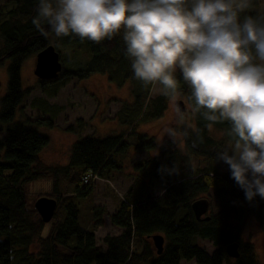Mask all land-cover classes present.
Returning a JSON list of instances; mask_svg holds the SVG:
<instances>
[{
	"label": "trees",
	"instance_id": "16d2710c",
	"mask_svg": "<svg viewBox=\"0 0 264 264\" xmlns=\"http://www.w3.org/2000/svg\"><path fill=\"white\" fill-rule=\"evenodd\" d=\"M9 1L13 2L9 9L3 10L0 6V63L5 58L11 60L7 92L0 101V264H181V261L191 260L197 264H261L254 245L242 240V225L233 224L231 220L241 221L245 215H252L264 227V199L256 196L247 200L244 191L230 177L229 166L216 158L217 152L231 142L227 135L228 122L209 129L208 122L198 113H194V128H181L185 147L190 156L214 160L219 166L193 170L191 162L181 160L180 172L167 178L164 191L142 201L135 199L141 178V174L137 175L125 199L109 217L112 225L121 231L106 234L102 243H98L95 230L104 224L105 208H91L93 220L88 228L80 220L81 209L74 200L93 190V179L85 182L84 176L91 174L110 181L109 170L121 168L116 156H124L130 146L126 139L128 134L136 132L133 129L137 124L161 117L168 108L169 98L162 93L151 98L153 84L145 87L134 78L131 61L125 56L122 32L97 44L75 36L58 39L45 26L49 31L45 38L32 23L37 15L38 0ZM244 15L264 16V11L259 14L246 10L241 18ZM51 44L59 52L63 67L54 79L38 78L43 90L50 86V93L55 94L71 78L82 79L100 72L120 87L129 81L131 94L130 101L117 99L121 106L114 116L119 124L128 126V132L103 137L93 133L83 135L86 127L81 124L84 120L78 118L75 125L67 127L78 137L72 144L69 162L58 166L45 164L40 158L41 150L48 144V136L42 135L36 124L52 126L51 119L13 122L18 107L29 93L21 84L22 64ZM67 50L70 51L67 59L74 65L64 63L61 54ZM80 52L85 62L78 58ZM175 75L179 81L178 93L193 107L190 88L179 70ZM214 129L222 132L221 138L213 134ZM155 146V141L148 138L144 146L135 143L134 147L137 152ZM171 152L172 149L163 146L153 159L135 163V166L144 172L152 164V173L158 177ZM59 179L66 185L73 183L76 188L71 192L58 190ZM36 180H52L55 185L47 196L57 199V208L47 223L26 192V185ZM210 191L218 198L217 211L207 214L208 219H198L192 204ZM47 224L50 230L43 236ZM154 234H162L165 238L160 254L151 240ZM199 238L210 241L215 249L208 252L202 248L197 242ZM233 242L239 244L238 258L230 257L226 250Z\"/></svg>",
	"mask_w": 264,
	"mask_h": 264
},
{
	"label": "clouds",
	"instance_id": "9594fccd",
	"mask_svg": "<svg viewBox=\"0 0 264 264\" xmlns=\"http://www.w3.org/2000/svg\"><path fill=\"white\" fill-rule=\"evenodd\" d=\"M250 6L251 0H38L32 23L45 38L50 30L58 39L97 44L122 32L134 78L145 87L159 83L172 102L179 70L192 112L209 129L230 125L231 143L216 158L251 201L264 199V16L241 18Z\"/></svg>",
	"mask_w": 264,
	"mask_h": 264
},
{
	"label": "rangeland",
	"instance_id": "374dc122",
	"mask_svg": "<svg viewBox=\"0 0 264 264\" xmlns=\"http://www.w3.org/2000/svg\"><path fill=\"white\" fill-rule=\"evenodd\" d=\"M0 6L3 10H7L13 6V2L0 0ZM247 11L261 14L264 11V0H251V6ZM67 53L70 54V51L61 54L65 59V65H74L67 59L70 58ZM81 54L84 55L80 52L78 58L85 62L86 59ZM87 56L88 54L85 55L88 59ZM10 61L9 58H5L0 63V101L7 92ZM35 65L36 55H31L22 64L21 84L23 89L29 90V93L18 107L13 122L29 123L35 122L38 118H49L53 121L52 126L36 124L38 131L42 135L48 136V144L40 152V158L45 164L55 166L67 164L72 142L78 138L77 134L68 131L67 127L75 125L78 118L84 120L81 124V126L86 127L82 133L83 135L93 133L95 136L103 137L129 131L128 126L119 124L114 119L117 110L121 106L117 99L131 100L129 81L120 87L111 83L106 74L96 72L82 79L71 78L55 94H51L52 87L47 86L46 90L39 87L38 77L34 73ZM162 89V85L153 83L150 97L153 98L161 94ZM180 101L183 102L184 110L180 107ZM191 109L189 101L178 93L175 102L168 100V108L161 117L137 124L133 129L136 132L128 134L126 139L130 141V146L124 156H116L121 168L119 170H109L108 177L111 176L110 181L96 178V176L92 177L91 174L87 175L89 178L87 182L91 178L93 179V190L87 195L74 198L79 203L81 209L80 220L85 227L91 228L92 226L93 214L91 208L93 206L103 207L108 212L117 200L125 199L124 196H126L129 186L139 174H141V178L137 185L135 199L142 201L149 195H159L164 191L167 178L180 172L181 165H183L181 160L187 163L191 162L193 170L219 166L214 160L195 155L190 156L185 147L181 128L183 126L195 127V117ZM77 127H80V124ZM169 131L175 132L176 139L167 134ZM135 133L136 135L133 136ZM142 134L146 138L140 137ZM213 134L216 137H222V132L218 129H214ZM148 138L155 141V148L143 149L141 152L136 153L135 143L144 146V142ZM230 143L228 142V144ZM163 146L172 149V152L167 155V160L163 163L158 177L152 173V164L148 165L147 170L144 172H140L136 168L135 163H144L148 159H153L159 154ZM57 182L58 190L64 189L71 192L76 188L73 183L66 185L60 179ZM54 188L55 185L52 180H36L26 185V192L29 201L34 203L39 195L47 196L53 192ZM199 198H207L210 201V208L206 214L217 211L215 205L218 198L213 191L200 195ZM103 216L105 218L107 215ZM231 222L242 225V240L254 245L257 259L261 264H264V227L261 223L252 215H245L241 221L232 219ZM110 224L112 223L108 219L107 223L95 230L99 244L102 243V239L106 234L114 233L115 229ZM49 230L50 224H47L44 227L43 236H46ZM197 242L208 252L215 249V246L206 239L199 238ZM155 249L157 248L155 247ZM181 264L197 263L191 260L182 261Z\"/></svg>",
	"mask_w": 264,
	"mask_h": 264
},
{
	"label": "water",
	"instance_id": "95a60500",
	"mask_svg": "<svg viewBox=\"0 0 264 264\" xmlns=\"http://www.w3.org/2000/svg\"><path fill=\"white\" fill-rule=\"evenodd\" d=\"M62 62L60 60V54L56 50L54 45H48L36 55V65L34 69L35 75L39 79L51 80L56 78L62 70ZM180 107L184 110L183 102L180 101ZM34 206L40 214L42 220L47 223L55 215L57 208V199L49 196H40L34 202ZM194 213L198 219H208L206 214L209 211V200L207 198H199L192 204ZM206 214V215H205ZM152 240L157 253H162L164 249L165 238L162 234L152 235ZM227 253L230 257L238 258L240 256L239 244L237 242L230 243L226 247Z\"/></svg>",
	"mask_w": 264,
	"mask_h": 264
},
{
	"label": "crops",
	"instance_id": "0c3cea01",
	"mask_svg": "<svg viewBox=\"0 0 264 264\" xmlns=\"http://www.w3.org/2000/svg\"><path fill=\"white\" fill-rule=\"evenodd\" d=\"M75 141H76V139H75ZM74 143V141L72 142V144ZM142 151V150H141ZM141 151H137V152H141ZM136 152V153H137ZM68 162H69V160H68ZM67 162V163H68ZM114 180H116V179H114ZM123 200V198H121L120 200H117V202L113 205V208L112 209H110V210H108V212L106 211V213L104 214V215H107L105 218H104V216H103V218H104V223H107V221H108V219H109V217H110V215L112 214V213H114L115 211H116V209L118 208V206L120 205V203H121V201ZM111 225V227H113L115 230H114V233H111V234H117V233H119L120 231H121V229L120 228H118V227H116V226H114V225H112V224H110ZM101 227V226H100ZM181 263H182V261H181Z\"/></svg>",
	"mask_w": 264,
	"mask_h": 264
},
{
	"label": "built area",
	"instance_id": "2783aa9c",
	"mask_svg": "<svg viewBox=\"0 0 264 264\" xmlns=\"http://www.w3.org/2000/svg\"><path fill=\"white\" fill-rule=\"evenodd\" d=\"M96 178H97V176H96ZM87 180H89V178H88V176H85L84 181L87 182Z\"/></svg>",
	"mask_w": 264,
	"mask_h": 264
}]
</instances>
